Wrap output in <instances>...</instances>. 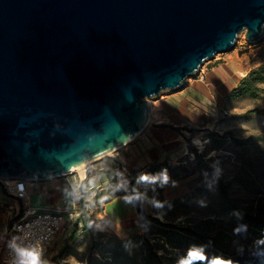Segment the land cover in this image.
Returning <instances> with one entry per match:
<instances>
[{
  "label": "water",
  "instance_id": "water-1",
  "mask_svg": "<svg viewBox=\"0 0 264 264\" xmlns=\"http://www.w3.org/2000/svg\"><path fill=\"white\" fill-rule=\"evenodd\" d=\"M264 37V0H0V180L102 158L148 124L145 99Z\"/></svg>",
  "mask_w": 264,
  "mask_h": 264
},
{
  "label": "rangeland",
  "instance_id": "rangeland-1",
  "mask_svg": "<svg viewBox=\"0 0 264 264\" xmlns=\"http://www.w3.org/2000/svg\"><path fill=\"white\" fill-rule=\"evenodd\" d=\"M217 66L220 67L224 75H230L234 82L241 79L248 70L264 66V37L258 42L249 43L244 36H240L239 34L232 51L217 54L212 60L205 61L195 75L186 79L185 85L189 83L193 84L199 76V73H201V70L206 72L210 67L214 68ZM258 86L264 87V85L259 84ZM170 95L172 94L164 91L154 98L147 99L151 109L148 123L151 122V116L157 112V102ZM211 107L213 108H211L210 111L205 110V115L203 117L204 123L196 127H185V133H183L185 154L182 157V164L186 165L188 172L194 171L196 163L194 154L192 153L193 151L203 156V160L216 157L213 165H215L216 169L219 171L217 177L223 180L227 195L244 207L247 212L264 219V93H260L256 98L242 96L233 99L228 104L224 102L223 104L221 103L217 106L215 104V106ZM212 133L216 135H226V138L224 140H219L217 137H210ZM232 138L248 139V143L244 146H238L234 144ZM114 153L115 151L102 158L111 157ZM78 173L82 178V173H84L83 170ZM84 174V179H86V173ZM109 175H112V171L109 172ZM193 175L196 177L193 180L195 181L193 189L185 194L187 196H193V199L190 201H181L178 204L174 214L170 217V220H172L174 224L185 225L187 221L192 223L199 221L203 216L207 215V208L209 211L215 210L218 212V198L214 189L205 185L202 195L198 196L194 194L195 187L199 183L200 177L196 172ZM87 177L89 178L90 175ZM176 179L178 178L173 179V181ZM52 181L54 180L46 179L41 181H26V183H34V185L43 187L44 183H51ZM1 185L0 182V188ZM27 187L29 189L27 190V205L33 203H53L56 199L55 195H48L46 190H44V193L41 195H34L33 193L31 195L30 188L28 185ZM142 188L148 189L149 187L141 185L139 182L136 185L133 184L132 188L130 186L128 191L113 188V190H108L106 192L109 194H112L111 191L116 193L123 192L128 198L138 197L137 199L142 204L143 201L146 200L148 202H146L144 206L146 205L145 207L149 211L152 201L144 198L146 192H142ZM90 196L91 194L89 192L83 191L79 198L77 196L75 198L76 205H79L85 214L81 223L76 226L78 230L72 233L73 225L66 222L53 243V245H56L58 241L64 243L65 240L69 238L68 245H70V247L67 249V252L75 254L79 259L87 255V248L91 239L97 238L99 232H109L111 228L119 226L120 217L115 214V210L118 209L121 212L124 209L121 205L109 206L107 211L110 218L109 223H107V217L103 212L104 206H102V204L110 198L103 194L95 198H91ZM68 197L69 198L64 201L66 205L70 204L69 206H71V194H69ZM154 216L162 220L161 215ZM212 218H215V216H212ZM83 227H88L90 229V234L82 233L81 229ZM71 236L72 238H70ZM235 247L236 244H233L230 246V249H235ZM248 248H250V251L247 254L249 257L255 259V264H264V236H255ZM51 251L52 248L49 249L45 257L46 264H66V260H71V262L77 261L75 257L72 256L64 258L57 257L56 255L50 256ZM75 262L72 264H75ZM77 264L86 263L84 261H77Z\"/></svg>",
  "mask_w": 264,
  "mask_h": 264
},
{
  "label": "trees",
  "instance_id": "trees-1",
  "mask_svg": "<svg viewBox=\"0 0 264 264\" xmlns=\"http://www.w3.org/2000/svg\"><path fill=\"white\" fill-rule=\"evenodd\" d=\"M258 84L264 85V66L250 70L229 92L225 103L228 104L242 96L256 98L260 93H264V87H259ZM210 137L224 140L226 135L212 133ZM232 140L238 146L248 143V139L232 138ZM192 153L196 163L193 172H188L182 162L171 164L163 161L149 165L144 175L158 177L166 173L168 179L172 180L188 177L196 172L200 181L195 187L194 194L202 195L205 185L214 189L218 198V212L209 211L205 207L207 215L201 220L194 223L187 221L185 225L174 224L170 217L174 214L175 208L177 209L181 201L192 200L193 196L185 195L165 201L162 196L163 184L157 181L151 182L145 195L152 201L149 211L136 197L131 200L140 219V233L119 238L111 232H99L97 238L91 239L87 255L82 259L67 252L70 247L68 238L58 256L60 258L72 256L86 264H179L181 259L187 257L189 250L196 249L202 251L206 259L194 261L193 264H211V261L217 257L231 261V264H255V259L247 254L250 251L248 246L255 236H264V219L247 212L227 195L223 180L217 177L219 171L213 165L216 157L203 160V156L196 151ZM139 182L142 185L149 183ZM119 194L125 193L119 192ZM154 215H161L162 220ZM76 226L77 224H73L72 233L78 230ZM81 232L90 234V229L83 227ZM233 244H236L235 249H230Z\"/></svg>",
  "mask_w": 264,
  "mask_h": 264
},
{
  "label": "crops",
  "instance_id": "crops-1",
  "mask_svg": "<svg viewBox=\"0 0 264 264\" xmlns=\"http://www.w3.org/2000/svg\"><path fill=\"white\" fill-rule=\"evenodd\" d=\"M251 70V69H250ZM248 70V72L250 71ZM246 72L242 78L248 73ZM241 78V79H242ZM234 82L230 75H224L220 67H214L206 72L201 70L199 76L193 84L185 85L179 93H172L159 100L156 104L157 112L151 116V122L143 129V131L132 141L115 151L111 157L101 158L93 161L92 172L90 177L84 183H80L78 172H72L65 176L51 178L54 181L44 183L43 187L34 185V183H26L27 190L29 186L31 195H41L44 190L50 196H56L53 203H33L29 205L34 208H43L51 210H59L69 207L64 200H67L71 194L72 203L75 202L76 196L79 198L81 192L87 191L91 194V198H95L105 192L110 199L102 204L103 212L109 223L108 207L121 205L123 211L115 210L116 215L120 217L119 226L111 228L109 232L115 234L119 238H126L132 234L141 232L140 219L137 216L133 202H126V194H119L113 190L112 166L115 162L123 163L127 166L133 178V184L139 183V177L147 171L149 165L156 162L166 161L171 164L182 162L185 154L183 144V133L185 127L199 126L203 121L205 110H211V106L220 105L225 102L226 96L236 87L238 82ZM214 103V104H213ZM92 174V175H91ZM160 177V176H158ZM194 175L188 177H179L175 181L169 180L163 184L162 196L165 201H170L179 196L185 195L192 191ZM161 183L160 179L156 180ZM0 182H2L0 180ZM135 182V183H134ZM151 182L143 184L149 186ZM2 184V183H1ZM141 184V183H140ZM142 185V184H141ZM42 186V185H41ZM147 188H142V192H146ZM63 194V195H62ZM30 196V195H29ZM145 199H148L144 196ZM84 200V199H83ZM151 200V199H150ZM148 201H143V205ZM29 203V202H28ZM146 206V205H145ZM23 203L16 200L8 194L3 185L0 188V264H3V251L6 242V230L14 219L20 216L23 210ZM120 208V207H118ZM68 234V233H67ZM57 239V238H56ZM63 242H57L51 245L50 256H57L63 247ZM66 264H72L75 261L66 260ZM77 264V261L75 262Z\"/></svg>",
  "mask_w": 264,
  "mask_h": 264
},
{
  "label": "built area",
  "instance_id": "built-area-1",
  "mask_svg": "<svg viewBox=\"0 0 264 264\" xmlns=\"http://www.w3.org/2000/svg\"><path fill=\"white\" fill-rule=\"evenodd\" d=\"M92 163H88L82 170L87 176L92 172ZM112 185L115 189L128 191L133 178L127 166L115 162L112 166ZM80 183L82 179L80 174ZM6 192L23 203L20 216L15 219L6 230V242L3 251V264H20L18 249H37L41 252V259L45 257L54 243L57 235L68 222L81 223L85 214L75 202L71 206L59 209L34 208L27 205L28 192L24 180H1Z\"/></svg>",
  "mask_w": 264,
  "mask_h": 264
},
{
  "label": "clouds",
  "instance_id": "clouds-1",
  "mask_svg": "<svg viewBox=\"0 0 264 264\" xmlns=\"http://www.w3.org/2000/svg\"><path fill=\"white\" fill-rule=\"evenodd\" d=\"M157 179H160L161 183H167L168 176L166 173H162L160 177L141 175L139 181L154 183ZM138 198V197H137ZM132 198H126V202H131ZM18 255L20 257V264H46L41 259V252L37 249H18ZM206 257L202 251L192 249L189 250L186 258L181 259L179 264H193L194 261H204ZM211 264H231V261L223 260L219 257L213 259Z\"/></svg>",
  "mask_w": 264,
  "mask_h": 264
},
{
  "label": "bare ground",
  "instance_id": "bare-ground-1",
  "mask_svg": "<svg viewBox=\"0 0 264 264\" xmlns=\"http://www.w3.org/2000/svg\"><path fill=\"white\" fill-rule=\"evenodd\" d=\"M239 34H240V36H244V31H242V32L239 33ZM145 101H146L147 106H148V119H149L150 114H151V109H150V106H149V102H147V99H145ZM148 119H147V121H148ZM114 151H116V150L109 151V152L106 153L103 157H105V156L111 154V153L114 152ZM94 161H95V160H94ZM91 162H92V161L87 162V163H85V164H82V165H80V166H78V167L72 169V170L69 171L68 173H71V172H82V169H83L88 163H91ZM82 178H83V179L85 178V174H84V173H82Z\"/></svg>",
  "mask_w": 264,
  "mask_h": 264
}]
</instances>
